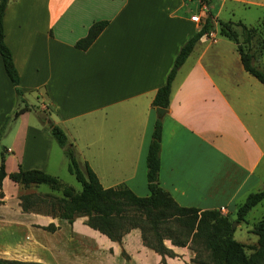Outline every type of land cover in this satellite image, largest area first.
I'll list each match as a JSON object with an SVG mask.
<instances>
[{
	"label": "crops",
	"instance_id": "crops-1",
	"mask_svg": "<svg viewBox=\"0 0 264 264\" xmlns=\"http://www.w3.org/2000/svg\"><path fill=\"white\" fill-rule=\"evenodd\" d=\"M245 4L264 10V0H8L4 39L30 106L13 121L9 144L3 145L6 172L21 166L50 173L55 142L48 122L53 120L103 187L125 184L147 195L146 153L157 116L153 96L180 46L201 28L202 15L211 13L213 33L195 41L172 80L169 106L161 116L159 183L180 205L224 206L236 215L247 193L264 185V83L244 69L236 43L219 33L217 19L246 18L236 16V8ZM195 12L201 23L190 19ZM100 19L107 23L91 44L77 47L76 40ZM261 58L258 54L255 60L259 66ZM34 97L47 104L45 120ZM16 104L0 56V125ZM19 188L8 174L3 177L1 258L162 264L139 228L112 240L87 224L85 215L68 221L24 210ZM164 243L188 259L186 247ZM164 257L167 264L186 263Z\"/></svg>",
	"mask_w": 264,
	"mask_h": 264
},
{
	"label": "trees",
	"instance_id": "trees-1",
	"mask_svg": "<svg viewBox=\"0 0 264 264\" xmlns=\"http://www.w3.org/2000/svg\"><path fill=\"white\" fill-rule=\"evenodd\" d=\"M202 1L210 2V0ZM7 3L8 0H0V56L5 72L14 86L17 104L13 112L8 114L0 125V140L6 134L9 122H13L21 112L30 106L25 99L23 90L19 87V73L14 65L11 50L4 39L3 15ZM106 23V19L92 22L86 34L77 39L75 45L79 48H87ZM259 23L264 25V20L261 19ZM217 24L219 33L231 38L236 43L244 69L264 83V68L255 62L259 54L258 51L264 46V36L260 35L259 25H248L241 20H222L220 18L217 19ZM214 25L212 14H206L201 28L180 46L164 83L155 91L151 102L153 107L168 108L172 80L178 67L190 53L195 41L201 35L212 30ZM235 26L240 27L239 32ZM239 35L242 36V39H239ZM254 38L258 42L256 47H252ZM46 118L47 115L41 116L42 120ZM48 127L54 141L67 156L68 171L74 174L80 182L81 188L74 191L72 186L63 184L57 175L40 168L24 169L19 166L17 170L7 173L4 166L6 148L3 147L0 151L1 195L3 193L1 190L2 179L7 174L19 185L47 183L53 189H60L62 196L58 200L60 205L57 210L42 211L58 214L68 221H72L77 215H85L87 224L116 241H120L123 234L131 228L139 227L143 243L161 254L162 264H167L164 256L173 253L171 248L165 245L164 238H169L175 245H185L188 241L202 245L208 251L210 261L201 262V264H264V215L252 228V231L257 234V239L252 246L253 250L247 253L244 243L233 237L234 228L231 227L233 220L227 215L218 209H201L195 206L180 205L160 185L162 117H155L147 148L146 180L149 193L143 196L137 195L125 184L103 187L88 163L81 164L79 162L64 129L53 120H49ZM18 196L22 208L29 210L30 205L26 202V196L22 194ZM263 198L264 186L248 192L244 200L237 206L235 221L244 219L247 212ZM169 221L176 222L180 226L176 235H173L172 231L168 229L160 230V225ZM145 224L149 226L148 229L151 230L153 240L147 238ZM0 264L44 263L0 257Z\"/></svg>",
	"mask_w": 264,
	"mask_h": 264
},
{
	"label": "rangeland",
	"instance_id": "rangeland-1",
	"mask_svg": "<svg viewBox=\"0 0 264 264\" xmlns=\"http://www.w3.org/2000/svg\"><path fill=\"white\" fill-rule=\"evenodd\" d=\"M236 9H237L236 16L240 14L246 17L244 18L246 20H244L243 18H240L242 22L246 24L251 23L249 25H256V24L259 25L260 35L264 36V25H260V23L258 24V22L261 20L260 16H262L264 13L263 9H261L260 7H255V6H251L247 4L239 5ZM202 16H205V13ZM222 17L226 18V14H223ZM263 20H264V17L262 18V21ZM217 26L219 27L218 24ZM235 29L239 32L240 27L235 26ZM240 38L242 39V36L239 35V39ZM257 43H258L257 39L254 38L252 40V47L258 46ZM258 52H259V55L262 57L261 58L262 62L260 63L261 67L264 68V46L263 48H260V51ZM37 100L39 101L40 99H37L36 97H34L32 103L36 102ZM42 102L46 103L45 100L39 101V106L42 105L39 110V115L46 116L48 113V107H47V104L43 105ZM12 127H13V122L10 121L8 124L6 134L0 140V151L3 145L9 144V140L11 137L10 130ZM59 147L60 146L55 142L51 150L52 164L50 165L47 171H49L52 174L57 175L63 184L70 185L73 187L74 191H78L81 188V184L75 178L74 174L68 171L67 156L65 152L63 151V149L62 151H60L61 149H59ZM59 156H61L62 159H61V162L58 163L56 160L59 158ZM19 194L26 196V202L28 203V205H30L29 209L41 210V211L42 210L54 211V210H57V208H59L60 203L58 202V200L62 196V191L60 189H53L47 183H38V184L35 183V184H29L28 186L20 185L18 195ZM223 214L227 215L231 220H233L232 222H235L233 237L241 241L242 243H244L246 252L250 253L253 250L252 246L256 243V239H257V234L252 231V228L260 220V218L264 215V198L261 199V201H259L256 205H254L247 212L244 219L240 221H235V217H236L235 212H231V215H229V213L224 211ZM136 228H139V227H136ZM145 228H146L147 238L149 240H153L151 230L148 229L149 226L147 224H145ZM179 228L180 226H178L176 222L174 223L172 221L165 222L160 225V230L166 231L168 229L172 231L173 235L177 234ZM164 240H168L171 242L169 238H164ZM147 246L150 247L149 245ZM181 246H184L187 248L188 250L187 258L189 260L188 259L186 260L185 258H183L181 254L174 252L172 249L171 250L173 251V253L169 255V256L175 257L179 261V263H181V259H184V261L186 262L185 264H201V262L210 261V256L208 254V251H206L202 247V245H199L198 243H195V242L188 241L185 245H181ZM122 253L123 255H126L124 250L122 251ZM173 264H176V263H173Z\"/></svg>",
	"mask_w": 264,
	"mask_h": 264
},
{
	"label": "built area",
	"instance_id": "built-area-1",
	"mask_svg": "<svg viewBox=\"0 0 264 264\" xmlns=\"http://www.w3.org/2000/svg\"><path fill=\"white\" fill-rule=\"evenodd\" d=\"M190 19L193 20V21H195V22H198V23H201L202 22V18H201L200 14L198 12H195V13L191 14L190 15ZM212 33H213L212 31H209L206 34L211 35ZM218 210L220 212L224 213L225 208H224V206H220L218 208Z\"/></svg>",
	"mask_w": 264,
	"mask_h": 264
},
{
	"label": "water",
	"instance_id": "water-1",
	"mask_svg": "<svg viewBox=\"0 0 264 264\" xmlns=\"http://www.w3.org/2000/svg\"><path fill=\"white\" fill-rule=\"evenodd\" d=\"M167 111L166 108L161 106H155V112L157 116H162ZM235 222H232L231 227L234 228Z\"/></svg>",
	"mask_w": 264,
	"mask_h": 264
}]
</instances>
